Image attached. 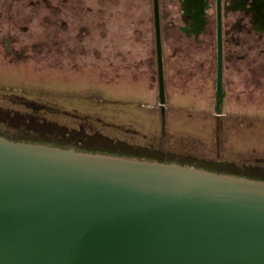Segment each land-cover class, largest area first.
Wrapping results in <instances>:
<instances>
[{
	"label": "water",
	"instance_id": "95a60500",
	"mask_svg": "<svg viewBox=\"0 0 264 264\" xmlns=\"http://www.w3.org/2000/svg\"><path fill=\"white\" fill-rule=\"evenodd\" d=\"M0 264H264V180L0 135Z\"/></svg>",
	"mask_w": 264,
	"mask_h": 264
},
{
	"label": "rangeland",
	"instance_id": "374dc122",
	"mask_svg": "<svg viewBox=\"0 0 264 264\" xmlns=\"http://www.w3.org/2000/svg\"><path fill=\"white\" fill-rule=\"evenodd\" d=\"M90 5L0 0V131L264 180L261 94L254 103L228 99L219 116L214 77L186 86L184 72L164 60L162 109L154 46L138 61L120 32L95 40Z\"/></svg>",
	"mask_w": 264,
	"mask_h": 264
},
{
	"label": "flooded vegetation",
	"instance_id": "af4514ba",
	"mask_svg": "<svg viewBox=\"0 0 264 264\" xmlns=\"http://www.w3.org/2000/svg\"><path fill=\"white\" fill-rule=\"evenodd\" d=\"M90 1L95 40L102 31L108 40L110 31L120 32V37L138 47V61L149 45L156 54L155 0ZM158 2L165 62L175 63L174 67L184 72L186 86L190 80L204 83L214 77L215 113L220 52L225 97L219 116L227 109L228 99L242 96L254 103L257 93L264 98V0ZM112 18L119 27L111 26Z\"/></svg>",
	"mask_w": 264,
	"mask_h": 264
},
{
	"label": "trees",
	"instance_id": "16d2710c",
	"mask_svg": "<svg viewBox=\"0 0 264 264\" xmlns=\"http://www.w3.org/2000/svg\"><path fill=\"white\" fill-rule=\"evenodd\" d=\"M4 130V129H3ZM2 131H0V135L6 136L10 139H14V140H19V141H26V142H32V143H42V144H47V145H51V146H59V147H63V148H70V146L65 145V144H59L57 143V141H52L46 138H42V137H34L32 135H27L26 132H18L16 130V133L12 134V136H9V134L6 133H1ZM72 147V146H71ZM110 147V146H109ZM102 149H85L86 151H90V152H100V153H106V154H115V155H120V156H124V157H128V158H141V159H148L146 157H139V156H134V155H128L127 152H116V151H111L103 148ZM150 159V158H149ZM164 161V160H163Z\"/></svg>",
	"mask_w": 264,
	"mask_h": 264
}]
</instances>
